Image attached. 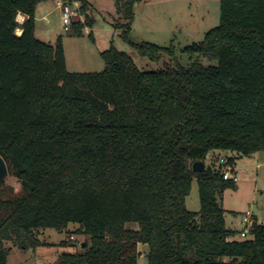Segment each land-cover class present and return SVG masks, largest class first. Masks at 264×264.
I'll return each instance as SVG.
<instances>
[{"label":"trees","instance_id":"16d2710c","mask_svg":"<svg viewBox=\"0 0 264 264\" xmlns=\"http://www.w3.org/2000/svg\"><path fill=\"white\" fill-rule=\"evenodd\" d=\"M47 1L0 0V156L19 184H0V264L5 242L38 245V231L69 224L89 244L58 264H138V245L148 264H264V222L231 239L221 201L236 183L205 164L212 151L264 152V0H220L218 25L183 50L197 56L187 67L172 47L128 41L143 0H113L124 41L163 67L110 47L94 73L68 72L61 39L35 36ZM89 11L81 0L75 34L93 26ZM193 181L198 212L185 207Z\"/></svg>","mask_w":264,"mask_h":264},{"label":"rangeland","instance_id":"374dc122","mask_svg":"<svg viewBox=\"0 0 264 264\" xmlns=\"http://www.w3.org/2000/svg\"><path fill=\"white\" fill-rule=\"evenodd\" d=\"M71 2V9L75 3ZM89 5V17L94 20L91 28L84 27L82 35L73 30L64 31L60 11L54 9L52 2L46 3V11H51L49 23H37V38L45 43L55 44L61 39L66 69L70 73H94L104 69L100 53L110 47L130 55L136 66L144 71H155L163 67L164 57L152 61L140 56L136 50L123 39V30L116 29L115 24L121 22L115 12L113 0H83ZM220 0H143L134 6V20L127 34V39L133 44L149 43L160 48L172 47L175 61L182 67H187L197 59L196 55L189 56L184 48L200 42L205 34L219 23ZM79 15L74 21H82ZM20 30L17 31V34ZM199 62L207 66L206 59ZM228 153L221 151L210 152L205 164L212 165L211 156H223ZM235 157V156H234ZM237 189H227L222 196V207L225 212V222L228 229H242L240 216L250 209L259 223L264 222V152L236 158ZM5 184L19 188L18 182L8 176ZM185 207L190 212L199 211L198 187L195 181L185 199ZM127 229L136 230L134 224H127ZM78 225L69 224L63 231L51 229L38 231L34 238L38 245L26 243L17 245L12 241L5 242L8 249L6 264H58L63 253L81 252L82 245L89 244V238L77 233ZM247 236L245 239H249ZM242 239V240H245ZM68 242V243H66ZM139 247L138 264H148L146 248Z\"/></svg>","mask_w":264,"mask_h":264},{"label":"built area","instance_id":"2783aa9c","mask_svg":"<svg viewBox=\"0 0 264 264\" xmlns=\"http://www.w3.org/2000/svg\"><path fill=\"white\" fill-rule=\"evenodd\" d=\"M58 8L60 10V20L63 26L64 31L70 30V24L72 20L78 16V4L75 3V9H71V6L67 2H63L58 0ZM228 153L227 155L223 156H211L213 167L216 171H219L222 174L224 180H231L232 182H237V175H236V165L230 163V160L235 161V153L234 152H225ZM209 155V154H208ZM207 155V156H208ZM207 158V157H206ZM240 224L242 225V230L239 233L241 239H245L251 230V228L255 224H260L257 221L255 215L250 209H247L244 213L240 216Z\"/></svg>","mask_w":264,"mask_h":264},{"label":"crops","instance_id":"0c3cea01","mask_svg":"<svg viewBox=\"0 0 264 264\" xmlns=\"http://www.w3.org/2000/svg\"><path fill=\"white\" fill-rule=\"evenodd\" d=\"M79 1V0H78ZM48 2H52L53 4H54V9H56V10H58V11H60L59 10V8H58V0H54V1H47V2H42V3H39L38 5H37V7H36V10H35V36L37 37V35H36V33H37V23L38 22H45V24H48L49 23V15H50V13L52 12V10L51 11H46V9H47V5H46V3H48ZM46 5V6H45ZM60 13V12H59ZM19 15V16H18ZM17 15V17H19L20 18V20L18 19V23L19 24H22L25 20H26V17L24 16V15H22V14H18ZM59 20H60V15H59ZM18 34H20V31L18 32ZM213 152V151H212ZM236 163V162H235ZM236 189H237V185H236ZM226 212V211H225ZM224 220H225V215H224ZM225 225H226V222H225ZM226 228H228L227 226H226ZM231 230V229H230ZM242 229H240L239 231H237V238H236V235L233 237V238H231V239H233V240H236V241H242V239L240 238V236H239V233H240V231H241ZM236 232V231H235ZM140 246H142L141 248H144V250H145V248H146V252H145V254H144V256H146L147 255V253H148V247L146 246V245H138V249H139V247Z\"/></svg>","mask_w":264,"mask_h":264},{"label":"water","instance_id":"95a60500","mask_svg":"<svg viewBox=\"0 0 264 264\" xmlns=\"http://www.w3.org/2000/svg\"><path fill=\"white\" fill-rule=\"evenodd\" d=\"M205 164L203 162H195L192 164V170L194 172H200L204 169ZM8 177V169L5 161L0 156V184H2L5 179Z\"/></svg>","mask_w":264,"mask_h":264},{"label":"bare ground","instance_id":"6f19581e","mask_svg":"<svg viewBox=\"0 0 264 264\" xmlns=\"http://www.w3.org/2000/svg\"><path fill=\"white\" fill-rule=\"evenodd\" d=\"M18 16H19V15H18ZM18 19L20 20V18H19V17H16V20H17V21H18ZM17 31H18V30H17ZM17 31H16V32H17Z\"/></svg>","mask_w":264,"mask_h":264}]
</instances>
